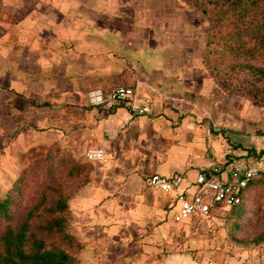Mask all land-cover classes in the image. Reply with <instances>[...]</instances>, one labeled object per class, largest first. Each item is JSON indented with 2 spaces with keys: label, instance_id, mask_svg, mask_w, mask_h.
Here are the masks:
<instances>
[{
  "label": "crops",
  "instance_id": "0c3cea01",
  "mask_svg": "<svg viewBox=\"0 0 264 264\" xmlns=\"http://www.w3.org/2000/svg\"><path fill=\"white\" fill-rule=\"evenodd\" d=\"M206 32L181 0H0L2 127L58 140L92 165L67 201L79 264H195L164 253L176 222L168 196L146 184L152 173L193 178L219 164L264 177V106L214 82ZM115 86L150 111L88 104V90ZM96 147L104 162L85 159Z\"/></svg>",
  "mask_w": 264,
  "mask_h": 264
},
{
  "label": "trees",
  "instance_id": "16d2710c",
  "mask_svg": "<svg viewBox=\"0 0 264 264\" xmlns=\"http://www.w3.org/2000/svg\"><path fill=\"white\" fill-rule=\"evenodd\" d=\"M199 10L206 22V42L201 61L214 82L226 93L245 96L252 105L264 101V0H181ZM116 87V86H115ZM112 89V88H110ZM70 173V172H68ZM64 193L61 183L49 186L46 213H36L44 204L43 192L36 206L0 235V264H79V242L67 229L68 198L87 180ZM252 179L242 193L243 206ZM11 192L0 199V220H10ZM218 210H212L214 216Z\"/></svg>",
  "mask_w": 264,
  "mask_h": 264
},
{
  "label": "rangeland",
  "instance_id": "374dc122",
  "mask_svg": "<svg viewBox=\"0 0 264 264\" xmlns=\"http://www.w3.org/2000/svg\"><path fill=\"white\" fill-rule=\"evenodd\" d=\"M235 96L249 101L245 96ZM260 102L264 106V101ZM2 123L0 199L10 191L12 203L10 220H0V235L8 223L22 220L43 192L46 200L35 212L45 214L50 185L61 183L63 192L68 193L81 181L75 173L88 174L92 167L58 140H46L21 127L4 129ZM69 225L70 216V232ZM168 239L165 254L179 251L195 264H264V177L248 189L242 207L218 210L209 219L173 223Z\"/></svg>",
  "mask_w": 264,
  "mask_h": 264
},
{
  "label": "built area",
  "instance_id": "2783aa9c",
  "mask_svg": "<svg viewBox=\"0 0 264 264\" xmlns=\"http://www.w3.org/2000/svg\"><path fill=\"white\" fill-rule=\"evenodd\" d=\"M86 100L91 106L107 108L117 102H125L138 115L150 111L148 99L137 97L135 90L127 86H116L108 90L90 89L86 93ZM83 155L88 161L106 160L105 151L101 147L88 148ZM258 175L259 172L253 169H225L214 164L208 170L198 171L193 178L181 173H152L145 180L151 190L168 196L167 213L172 221L183 223L209 219L213 217V209H226L239 204L243 190Z\"/></svg>",
  "mask_w": 264,
  "mask_h": 264
}]
</instances>
